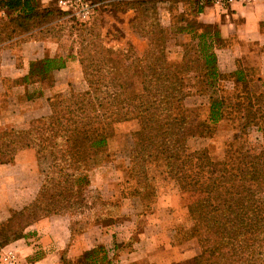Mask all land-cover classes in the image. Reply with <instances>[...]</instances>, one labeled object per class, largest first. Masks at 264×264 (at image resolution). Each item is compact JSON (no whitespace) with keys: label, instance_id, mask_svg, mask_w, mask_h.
I'll use <instances>...</instances> for the list:
<instances>
[{"label":"trees","instance_id":"16d2710c","mask_svg":"<svg viewBox=\"0 0 264 264\" xmlns=\"http://www.w3.org/2000/svg\"><path fill=\"white\" fill-rule=\"evenodd\" d=\"M38 1L0 0V43L55 17L53 10L39 8ZM148 2L152 1L130 4L140 7L143 15ZM194 2L200 17L206 6L201 0ZM179 21L184 23L174 27L173 34L196 40L190 48L193 54L172 62L164 52L168 31H144L149 52L144 57L129 58L125 66L140 85L138 92L128 91L125 78L112 72L111 50L93 39L86 40L90 33L79 34L85 89L70 91L66 97L50 96L49 115L32 120L26 130H12L5 140L0 138V157L8 158L0 165L10 164L26 149L48 162L35 199L0 225V250L44 217L73 216L90 209L91 202L88 207L81 190L89 169L106 150L115 125L136 119L139 130L133 134L126 167L133 182L127 197L147 204L154 201L150 166H162L170 179L185 185L193 226L182 239L177 238L176 231V239L178 243L196 240L200 252L183 264H264V94L259 90L260 79L255 80L259 87L255 84L252 89L244 66H236L228 74L219 71L214 50L222 39L216 25L211 33L201 23L182 16ZM260 26L264 30V21ZM261 55L264 57V52ZM68 58L30 61L20 82L51 85L54 73L65 67ZM243 59L239 61L243 63ZM223 82H229L232 90L226 91ZM239 84L240 89H236ZM193 95L206 97L203 106L207 105L208 116L204 120L187 115L184 102ZM224 118L239 122L234 146L225 148L218 158L206 148L190 149L201 145L196 138L202 142L210 139L213 126ZM249 127L261 134L259 142H249ZM105 208L99 220L111 213V206L106 204ZM103 253L101 247H94L75 261L63 260V264H112Z\"/></svg>","mask_w":264,"mask_h":264},{"label":"crops","instance_id":"0c3cea01","mask_svg":"<svg viewBox=\"0 0 264 264\" xmlns=\"http://www.w3.org/2000/svg\"><path fill=\"white\" fill-rule=\"evenodd\" d=\"M199 18L203 23L216 25L222 40L232 41L225 50L226 67L230 69H235L236 60L246 57L249 45L264 47V30L260 26L264 21V0L233 2L224 9L206 6ZM56 52V46L47 49L44 42H23L19 52L22 64L18 66L11 49L1 50L7 55L0 63V129L25 128L31 120L49 114L47 99L61 91L58 81L55 87L31 99L25 96L27 85L10 87L6 82L25 76L30 61L41 60L46 54L55 57ZM257 59L264 63L262 55ZM40 173L32 149L19 151L14 163L0 165V225L35 199L42 180ZM114 188L110 189L111 198L116 193ZM174 197L156 192V198L148 204L127 197L112 205L108 198L111 213L106 217L107 223L100 225L94 221L97 215L92 214L44 217L27 226L21 238L1 248L0 264H63V260L75 261L94 247H101L112 264L189 262L200 251L191 242H177ZM9 254L11 258L4 261Z\"/></svg>","mask_w":264,"mask_h":264},{"label":"rangeland","instance_id":"374dc122","mask_svg":"<svg viewBox=\"0 0 264 264\" xmlns=\"http://www.w3.org/2000/svg\"><path fill=\"white\" fill-rule=\"evenodd\" d=\"M92 6V14L90 19L81 23L68 12L61 11L55 0H39L38 7L41 9L53 10L56 15L52 19H49L45 23H42L38 27L31 28L26 33L17 34L11 37V39L0 43V63L3 59L1 50L11 49L16 57V63L21 66L20 44L28 41L44 42L47 45V49L53 46L57 47L55 57H62L66 59L65 67L54 73L53 83L49 85L47 82L39 84L27 85L28 90L26 97L29 94L32 98L40 97L43 91L52 89L56 86V82H59L61 91L54 93L51 97L62 96L66 97L70 91L81 92L85 89V84L82 77L81 66L79 64L81 42L79 34L84 32L90 33L86 35V40L93 39L97 43L101 44L104 48L111 50L113 54L114 72L115 75L123 76L125 78V86L130 92H138L140 85L135 79L130 76V70L125 66L129 64L132 57H144L150 50L149 41L144 36V31L149 29L153 31L161 28L168 31L169 36L167 44L165 45V54L172 62L179 61L184 54L192 55L193 50L190 48L197 43L196 40H192L189 35H174L173 30L178 24H183L179 21L180 16L191 22L201 23L207 26L211 33L216 30L213 24H204L196 13L195 0H148L145 4V13L142 15L140 7L137 5H131L132 2H141L145 0H87ZM203 6H213L208 0H201ZM143 7V6H142ZM228 7V6H227ZM226 7V8H227ZM224 9V8H221ZM3 17L2 14H0ZM200 31V30H199ZM155 32V31H154ZM1 38V37H0ZM232 44V41L222 40L221 44L215 46V54L217 57L218 69L223 74H228L236 69V66H244L246 73L251 78L252 82L250 86L252 89L257 82L258 77L260 79L259 90L264 94V63L257 59L264 49L256 48L249 45V53L244 57V62H235V69L232 70L227 66V53L226 48ZM221 49L223 51H221ZM120 54H125L124 58H121ZM128 56V58H127ZM7 57V56H6ZM47 57V54H46ZM231 71H230V70ZM1 79V73H0ZM8 86L13 87L20 84V80L7 81ZM222 85L226 91H231L232 86L229 82H223ZM240 89V84L236 87ZM40 93V96H37ZM31 99V98H30ZM206 97H200L197 95L186 98L184 105L187 109V115L190 117H196L198 120H204L208 116L207 105L203 106ZM202 103V104H201ZM24 108V107H23ZM50 113V110H49ZM49 115V114H48ZM47 116V115H46ZM34 120V119H33ZM32 121V120H31ZM30 121V122H31ZM29 122V124H30ZM28 124V126H29ZM25 128L13 127L7 129H0V138L5 140V137L12 133V130H26ZM213 135L210 139L206 138L205 142L202 139L196 138V142L203 144V147L196 146L190 147L193 149L206 148L208 152L215 158L221 156L225 148L235 145V131L239 129V122L237 119L224 118L213 126ZM139 130V123L136 119H131L123 122H119L114 127L113 136L108 140L106 150L99 155L95 160L94 165L89 169L87 173L86 185L82 187V193L84 192L87 197L88 207L91 202L90 209H85L82 213L85 216L97 215L94 219L100 224L107 223V218L104 217L99 220V215L105 214V205L109 204L106 200L110 198V204L113 202H120L122 199L127 198L129 192L130 183L127 174V164L129 162L130 151L133 147V134ZM249 142L255 143L261 140V134L256 129L249 127ZM1 142V141H0ZM8 158L0 157V162H6ZM38 167L40 170L41 178L44 171L47 170L48 162L38 159ZM15 162V157L11 160V163ZM7 165V164H4ZM148 174L152 178V184L158 194L172 195L174 202L177 204L174 209V215L176 218L175 230L177 231L178 239H182L185 233L192 229V221L188 216V204L190 203V197L185 190V185L181 182H177L174 179H170L165 169L162 166H150L148 167ZM115 188V195L111 198V187ZM111 199H114L113 201ZM108 212V211H107ZM79 214H74L73 217L77 218ZM191 242L193 245H197L196 240H188L182 243ZM190 245V244H188Z\"/></svg>","mask_w":264,"mask_h":264},{"label":"built area","instance_id":"2783aa9c","mask_svg":"<svg viewBox=\"0 0 264 264\" xmlns=\"http://www.w3.org/2000/svg\"><path fill=\"white\" fill-rule=\"evenodd\" d=\"M215 6L220 8H226L233 2H240L242 4L248 3L251 0H208ZM57 7L63 11L68 12L72 16H75L79 22L85 23L90 19L92 14V6L87 0H55ZM8 258H11L10 254L8 257L3 258L4 261H7Z\"/></svg>","mask_w":264,"mask_h":264}]
</instances>
